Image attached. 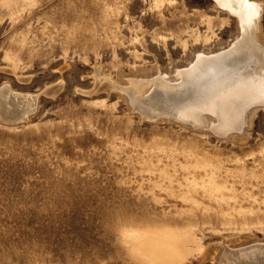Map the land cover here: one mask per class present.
<instances>
[{
    "label": "rangeland",
    "instance_id": "1",
    "mask_svg": "<svg viewBox=\"0 0 264 264\" xmlns=\"http://www.w3.org/2000/svg\"><path fill=\"white\" fill-rule=\"evenodd\" d=\"M239 34L216 0H0V88L36 96L0 120V264H218L263 244L264 107L224 136L143 118L121 88Z\"/></svg>",
    "mask_w": 264,
    "mask_h": 264
},
{
    "label": "bare ground",
    "instance_id": "2",
    "mask_svg": "<svg viewBox=\"0 0 264 264\" xmlns=\"http://www.w3.org/2000/svg\"><path fill=\"white\" fill-rule=\"evenodd\" d=\"M216 1L239 19L240 37L225 49L198 53L190 65L176 70L173 81L166 75L127 81L122 91L143 118H168L193 128L205 125L222 135L240 133L248 111L264 107V43L256 36L259 7L249 0ZM55 90L47 88L44 93ZM35 99L33 94L17 93L3 85L0 120L25 121L34 110ZM218 264H264V243L237 249L225 246Z\"/></svg>",
    "mask_w": 264,
    "mask_h": 264
},
{
    "label": "water",
    "instance_id": "3",
    "mask_svg": "<svg viewBox=\"0 0 264 264\" xmlns=\"http://www.w3.org/2000/svg\"><path fill=\"white\" fill-rule=\"evenodd\" d=\"M168 119V118H167ZM24 120H26V118L24 119ZM151 120H158V117H156L155 119H151ZM21 121H23V120H21ZM21 121H15V122H7V123H19V122H21ZM230 133H232V132H227L226 134H222V135H228V134H230Z\"/></svg>",
    "mask_w": 264,
    "mask_h": 264
}]
</instances>
